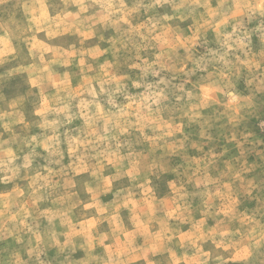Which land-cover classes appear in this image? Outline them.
<instances>
[{
	"label": "clouds",
	"instance_id": "9594fccd",
	"mask_svg": "<svg viewBox=\"0 0 264 264\" xmlns=\"http://www.w3.org/2000/svg\"><path fill=\"white\" fill-rule=\"evenodd\" d=\"M0 264H264V0H0Z\"/></svg>",
	"mask_w": 264,
	"mask_h": 264
}]
</instances>
